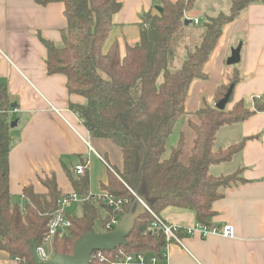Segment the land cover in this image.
<instances>
[{
	"label": "trees",
	"instance_id": "obj_1",
	"mask_svg": "<svg viewBox=\"0 0 264 264\" xmlns=\"http://www.w3.org/2000/svg\"><path fill=\"white\" fill-rule=\"evenodd\" d=\"M43 6L62 3L65 6L67 27L61 31L63 44L57 46L42 40L47 49L46 65L50 76L63 75L67 79L69 95L81 96L84 105L71 104L85 129L93 138L112 141L121 149L122 171H110L103 191L128 201L122 211L115 212L102 200L83 205L81 217L70 215L68 234L53 239V252L72 255L76 241L96 231L100 221L101 233L111 232L107 225L113 218H122L134 203V191L155 214L168 207L190 209L196 213V225L213 228L216 213L213 204L224 198L225 190L247 182L242 168L234 173L213 176V165L229 163L240 154L249 138L225 149H215L218 132L225 126L241 124L255 114L264 112V100L253 99L250 108L244 101L234 103L232 109L221 111L205 99L188 124L195 133L194 144L186 163L184 137H180L165 158L170 137L187 114L186 102L190 87L196 80H206L204 67L223 34L226 25L235 22L250 5L264 4V0H231L229 13L221 12L204 22L202 36L194 24L200 42L190 50L178 70H169L174 54L175 36L185 28L186 14L193 11L198 0H154L162 9L149 12L139 24L140 41L126 46L125 56L118 43L105 54L103 49L113 27L114 16L122 9L123 0H37ZM191 25V24H190ZM189 26V25H188ZM187 28V27H186ZM241 82L236 70L227 84L215 93L217 104L233 87L230 105L234 102L236 86ZM0 250L18 264H34L32 242L41 247L49 234V226L63 194L55 174L40 177L46 194L35 191L30 184L23 188L26 202L21 208L13 202L10 190V152L12 121L10 99L6 86L0 93ZM83 159L80 165H85ZM71 180L74 193L89 194V176H78L75 169L62 163ZM115 170V169H114ZM88 171V170H87ZM144 206L138 201L134 213ZM146 210V209H145ZM102 212L106 214L102 218ZM155 218L145 211L136 220L127 237V244L113 252L102 251L107 261L97 257L91 264H111L114 254L137 255L148 253L159 257L174 243L164 231L154 227ZM181 238L190 237L183 231ZM99 251L94 252L96 256Z\"/></svg>",
	"mask_w": 264,
	"mask_h": 264
},
{
	"label": "crops",
	"instance_id": "obj_2",
	"mask_svg": "<svg viewBox=\"0 0 264 264\" xmlns=\"http://www.w3.org/2000/svg\"><path fill=\"white\" fill-rule=\"evenodd\" d=\"M122 4V9L114 16L103 49L105 54L118 43L125 56L126 46L140 41L142 17L149 12L156 13L158 6L154 0H123ZM230 7L231 0H198L186 19L191 25L198 20L200 25L201 19L207 21L221 12L229 13ZM66 27L62 3L43 6L37 0H0V93L6 86L11 121L17 122L11 129L10 152V190L14 202L19 199L23 203V188L30 184L37 193L46 194L47 189L39 179L51 174H55L63 194L73 193L62 163L75 169L83 159L91 161L87 171L89 192L101 193L103 185L108 184L111 170L95 153L89 152L87 143L114 171L123 169L121 149L110 140L91 137L71 111V104L84 105L86 100L69 95L65 76L48 74L47 49L42 40L61 46V31ZM238 48L240 61L229 65L233 51ZM236 70L241 82L235 88L234 102L227 108L232 109L239 101L253 108V99L264 100V4L250 5L235 22L224 27L204 67L207 79L196 80L190 87L186 116L192 117L204 99L215 106L218 87L227 84ZM14 104L17 106L13 107ZM225 127L218 132L216 150L249 138L233 161L210 168L211 175L216 177L242 168L241 177L247 181L225 190L224 198L213 204L214 227L231 225L235 237L226 238L219 233L184 237L181 244L171 243L167 247L166 264H264V112L241 124L228 126L233 142L220 147L217 144ZM161 218L183 229L193 228L197 223L194 211L176 207L166 208ZM0 264L18 262L0 250Z\"/></svg>",
	"mask_w": 264,
	"mask_h": 264
},
{
	"label": "built area",
	"instance_id": "obj_3",
	"mask_svg": "<svg viewBox=\"0 0 264 264\" xmlns=\"http://www.w3.org/2000/svg\"><path fill=\"white\" fill-rule=\"evenodd\" d=\"M195 24L198 25L199 21L196 20ZM260 99V98H258ZM89 146V152L95 153L102 161L103 163L108 167L109 170L113 171L112 167L106 163V161L94 150L92 146H90L89 143H87ZM91 165V161L89 159L86 160L85 165H79L75 169V173L78 176H85L87 170L89 169V166ZM133 195L136 197V193L134 191H131ZM25 199V197H23ZM26 200V199H25ZM102 200L105 204H107L112 210L115 212L122 211L125 206L128 204L127 200L120 199L115 197L114 195H111L105 191H102L98 194H92L89 192L87 196H79L78 194L70 193L67 196H63V198L59 201V207L56 211V213L53 216V219L49 226V234L46 238L45 242H49L50 240H53L56 236L63 237L68 234V228L71 226V223L69 221V216L72 215L70 209L75 204L84 205V203L93 201L98 203V201ZM139 202L142 203L144 208L151 212L152 215L155 218L154 227H159L164 231V234L166 235L168 241H172L177 244H181L183 241V238L180 237L179 233L180 231H183L185 234L189 236H193L195 234H201L203 237H206L208 234L211 233H219L223 235L226 238H234L235 237V230L234 227L231 225H226L222 228H207L202 225H196L193 228L190 229H183L176 225H170L163 221V219L155 214L149 207H147L140 199ZM120 223V218H113L112 221L107 225V229L110 231H113L116 226H118ZM37 253L40 257V259L44 262H47L51 259L53 256V252L48 251L44 246L38 247ZM97 257L100 261H107L105 256L102 254V251H99V253L95 256L93 254V258ZM163 260L159 259V257L150 255L148 253H139L137 255H125V254H114L111 264H166L167 263V250L164 252L162 256Z\"/></svg>",
	"mask_w": 264,
	"mask_h": 264
},
{
	"label": "water",
	"instance_id": "obj_4",
	"mask_svg": "<svg viewBox=\"0 0 264 264\" xmlns=\"http://www.w3.org/2000/svg\"><path fill=\"white\" fill-rule=\"evenodd\" d=\"M156 9L159 12H162L161 8L156 7ZM189 24H191V21L186 20L185 25L188 26ZM239 61L240 48L233 51L232 57L229 59L228 64L234 65ZM232 92L233 87L229 89L226 96L220 102H218L215 107L221 111L226 110L228 104L230 103ZM12 106L15 107L17 105L14 104ZM16 125L17 122H13L12 128H14ZM139 199V196L136 195L134 203L131 206L129 212L121 218L119 225L113 231L108 233L92 231L79 238L75 243L74 252L72 255H60L54 253L49 261L44 262L40 259L37 253L38 247L36 242L33 241L30 251L34 264H91L94 252H113L118 247L126 245L127 237L135 228L136 220L146 211L145 208H142L141 212L134 213V208Z\"/></svg>",
	"mask_w": 264,
	"mask_h": 264
},
{
	"label": "rangeland",
	"instance_id": "obj_5",
	"mask_svg": "<svg viewBox=\"0 0 264 264\" xmlns=\"http://www.w3.org/2000/svg\"><path fill=\"white\" fill-rule=\"evenodd\" d=\"M201 21L202 22L198 26L200 28V30H199L200 36L197 35V32L194 31L195 26H193V25L185 26V28L179 34H177L175 36V40H174L175 51H174V54L172 56V59L169 62V70H171V71L178 70L182 66L185 59L187 58L188 48L190 50H194L195 46L197 44H199L201 39L199 41H197V40L199 39V37L202 36L203 28H204V22H206V20L201 19ZM189 119L195 120V118L185 116L184 118L181 119V122H179L174 133L172 134V136L169 139L165 158H168L171 148L176 146V143L178 142L179 137H181V135H182L184 137V142H185V144H184V157L182 160L184 163L187 162L188 157H189L191 150L193 148L194 138H195V133L188 124ZM230 129H231L230 127L226 126L222 130V134H220L221 136L219 138V143L217 144V146L225 147V144L233 142L231 139V136L228 134L231 131ZM225 167H227V166H225ZM228 167H230V165ZM14 200L15 199L13 198V202H14ZM16 201L15 202L18 203L21 208H23V206L25 204L24 199L22 200L24 204L19 199ZM71 211H72V213H71L72 215L81 216L83 213V205L75 204L73 206V208L70 209L69 212H71ZM101 216L104 219L106 214L104 212H102ZM100 224H101L100 221H98L96 223V226H95V228L98 232H100L102 230V228L100 227L101 226ZM42 246H44L48 251L53 252V240H50L49 242H45Z\"/></svg>",
	"mask_w": 264,
	"mask_h": 264
}]
</instances>
